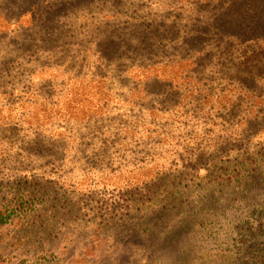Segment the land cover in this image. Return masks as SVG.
<instances>
[{
    "label": "rangeland",
    "instance_id": "374dc122",
    "mask_svg": "<svg viewBox=\"0 0 264 264\" xmlns=\"http://www.w3.org/2000/svg\"><path fill=\"white\" fill-rule=\"evenodd\" d=\"M249 2L0 0V264H219L235 227L264 221V78L249 116L235 56L222 65L199 35L252 16ZM171 151L202 169L231 155L222 173L244 160V177L219 190L175 177L124 221L100 217L102 173Z\"/></svg>",
    "mask_w": 264,
    "mask_h": 264
},
{
    "label": "trees",
    "instance_id": "16d2710c",
    "mask_svg": "<svg viewBox=\"0 0 264 264\" xmlns=\"http://www.w3.org/2000/svg\"><path fill=\"white\" fill-rule=\"evenodd\" d=\"M251 2H253V5ZM263 3L264 0H250L248 3L249 7L246 8V11H250L252 16L241 19H225L226 17L221 15L218 21L214 20V22L206 24L199 32V35L210 37L217 44L216 49H219L222 65L225 63V56H235L232 58V63L234 64L231 65L232 68L229 71L234 74L235 80L239 82L238 97L242 98H238V103H241L240 101L243 100V96H246L249 100L247 105L248 110H246L249 116L260 113L261 111L263 112L261 108L254 109V103L262 101L257 97H254L251 101L248 97L249 90H253L249 89V87L256 86L259 81L264 78ZM236 13L239 15L238 11ZM200 42L201 41H196L192 51L194 55H191L189 58L192 59L194 56L197 57L195 62H191V65L204 61L206 53L203 51ZM156 81L157 80L151 82L157 84ZM163 85L170 87L171 83L167 81L163 82ZM258 119L260 118L257 117L254 121ZM250 125V123L246 124V128ZM218 143L219 141L217 144ZM169 146H172L173 151L179 148L178 142L175 144L170 143ZM173 151H171V157L170 153L162 155L158 153V151L154 155L144 157L146 158L145 160L144 158L135 159L132 162L118 165L115 170L102 173V179L98 188L103 189L106 193L103 194L99 192V194L102 195V200L101 204L96 206V212L100 214V217H109L111 223L124 221L134 212L141 211L146 205V202L149 201L147 199L146 201L145 198L148 196L153 197L157 189L162 185L161 183H170L173 180L169 179H175V177L184 176L185 179L190 178L189 182L193 185H204L210 190L227 189L233 184L239 183L241 177H244L243 173L245 168L242 166L244 160L238 163V168H234L235 172L232 171V174L227 173L229 171L228 167L225 169L224 173H222L223 167L219 165L230 164L229 157L231 155L228 156L227 161L221 159L217 166L210 165L202 169L201 167H186L183 165L184 162L180 158L172 154ZM206 151L208 153L209 149ZM204 155L206 154H204L203 151L200 156L196 157L195 161H202ZM235 159H239V156H236ZM144 169H151L152 175L146 177V179H139L137 181L134 179L135 181L129 180L124 182L119 192L116 188L110 186L108 182L115 179L118 175H126L127 179H130L133 175L136 177V175ZM190 189L191 188H189V190ZM93 190L95 191V189ZM108 193H110V196ZM125 195H136L137 199L124 204L125 201L122 199V196ZM0 218V224L5 222L3 217ZM229 236L230 239L226 243L227 248L222 249L218 256V260H216L219 261V264H264V221H260L257 225L253 223L250 227H235Z\"/></svg>",
    "mask_w": 264,
    "mask_h": 264
}]
</instances>
